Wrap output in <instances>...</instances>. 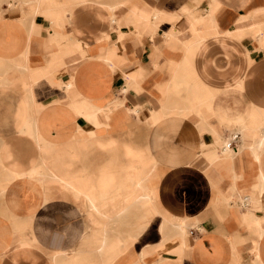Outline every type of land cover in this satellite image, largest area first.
<instances>
[{"label":"crops","instance_id":"crops-1","mask_svg":"<svg viewBox=\"0 0 264 264\" xmlns=\"http://www.w3.org/2000/svg\"><path fill=\"white\" fill-rule=\"evenodd\" d=\"M263 109L264 0H0V264H264Z\"/></svg>","mask_w":264,"mask_h":264},{"label":"built area","instance_id":"built-area-1","mask_svg":"<svg viewBox=\"0 0 264 264\" xmlns=\"http://www.w3.org/2000/svg\"><path fill=\"white\" fill-rule=\"evenodd\" d=\"M236 138H234L233 140H235ZM229 147H231L232 146V141H230V143H229V145H228Z\"/></svg>","mask_w":264,"mask_h":264},{"label":"bare ground","instance_id":"bare-ground-1","mask_svg":"<svg viewBox=\"0 0 264 264\" xmlns=\"http://www.w3.org/2000/svg\"><path fill=\"white\" fill-rule=\"evenodd\" d=\"M261 110V109H260ZM263 111H264V109H263ZM256 163V162H255ZM130 173H131V171H130ZM127 176H125V178H126ZM130 177V176H129ZM131 179V178H130ZM114 191V190H113ZM117 192V191H116ZM113 193H115V192H113ZM111 196H112V194H111Z\"/></svg>","mask_w":264,"mask_h":264}]
</instances>
